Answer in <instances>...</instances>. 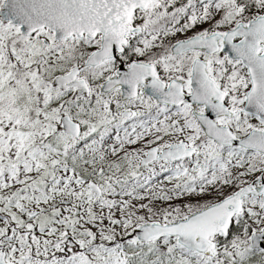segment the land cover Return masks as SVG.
<instances>
[{"label":"snow or ice","instance_id":"1","mask_svg":"<svg viewBox=\"0 0 264 264\" xmlns=\"http://www.w3.org/2000/svg\"><path fill=\"white\" fill-rule=\"evenodd\" d=\"M0 264H264V0H0Z\"/></svg>","mask_w":264,"mask_h":264},{"label":"rangeland","instance_id":"2","mask_svg":"<svg viewBox=\"0 0 264 264\" xmlns=\"http://www.w3.org/2000/svg\"><path fill=\"white\" fill-rule=\"evenodd\" d=\"M189 33H192L191 31H189ZM169 187H170V185H169ZM180 201H177V203H179Z\"/></svg>","mask_w":264,"mask_h":264},{"label":"flooded vegetation","instance_id":"3","mask_svg":"<svg viewBox=\"0 0 264 264\" xmlns=\"http://www.w3.org/2000/svg\"><path fill=\"white\" fill-rule=\"evenodd\" d=\"M191 31V30H190ZM192 32V31H191ZM192 33H189V35H191Z\"/></svg>","mask_w":264,"mask_h":264}]
</instances>
